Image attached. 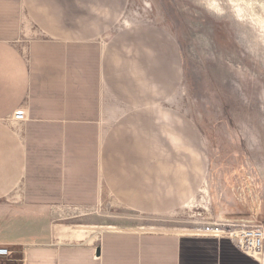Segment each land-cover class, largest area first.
Returning <instances> with one entry per match:
<instances>
[{
	"label": "crops",
	"instance_id": "1",
	"mask_svg": "<svg viewBox=\"0 0 264 264\" xmlns=\"http://www.w3.org/2000/svg\"><path fill=\"white\" fill-rule=\"evenodd\" d=\"M96 2L113 0H0V247L11 252L0 264H264L226 238L82 220L109 202L136 206L146 181L170 179L156 159L152 174L130 173L124 159L118 168L103 139L116 66L98 39L113 12H92ZM144 35L133 45L155 43ZM160 60L144 75L154 80Z\"/></svg>",
	"mask_w": 264,
	"mask_h": 264
},
{
	"label": "rangeland",
	"instance_id": "2",
	"mask_svg": "<svg viewBox=\"0 0 264 264\" xmlns=\"http://www.w3.org/2000/svg\"><path fill=\"white\" fill-rule=\"evenodd\" d=\"M89 5L113 12L108 34L98 38L116 66L112 132L103 139L118 168L124 159L130 173L152 174L156 159L170 179L146 181L131 199L143 198L136 206L109 202L82 220L98 231L193 234L218 223L264 229V0ZM139 33L154 46L133 45ZM121 35L129 38L122 45ZM157 53L153 80L144 73Z\"/></svg>",
	"mask_w": 264,
	"mask_h": 264
},
{
	"label": "built area",
	"instance_id": "3",
	"mask_svg": "<svg viewBox=\"0 0 264 264\" xmlns=\"http://www.w3.org/2000/svg\"><path fill=\"white\" fill-rule=\"evenodd\" d=\"M14 119L19 122L26 120L25 114L18 111ZM199 236L226 238L233 242L245 254L256 258L264 256V229L241 226L233 223L205 224L193 233ZM11 254L6 247H0V258H7Z\"/></svg>",
	"mask_w": 264,
	"mask_h": 264
}]
</instances>
